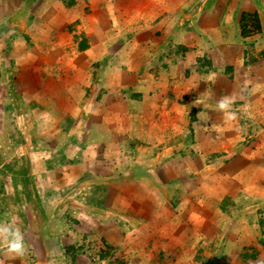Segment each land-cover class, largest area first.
I'll return each instance as SVG.
<instances>
[{
  "label": "crops",
  "instance_id": "1",
  "mask_svg": "<svg viewBox=\"0 0 264 264\" xmlns=\"http://www.w3.org/2000/svg\"><path fill=\"white\" fill-rule=\"evenodd\" d=\"M178 1L0 0V39L8 46L5 50L0 46V53H9V57L0 56V134L5 132V119L9 115L13 116L14 121L17 118L18 115L15 111L18 107L17 102L24 106V111L28 109L27 120L32 128L38 129L37 127L40 126L39 129L48 130L49 135L44 137L45 141L43 140L45 155L53 151V155L55 152L56 157H60L61 161L57 159L56 164V168H59L60 172L56 175L62 181L58 187L52 185L51 182L46 183L45 178L41 179L44 190L47 191L45 192L47 197L54 198L58 191L60 195L66 192V196H68L69 190V196L75 199L73 191L85 187L92 188L96 192L93 199L106 195L107 206L98 204V198L87 205L93 209V216H99L101 212L115 213L114 217H111L112 220L104 221L100 216L102 221L99 219L95 224L98 223L99 227L96 231L100 233L101 238L105 239L104 243L109 248L105 254V256L108 255L107 260L114 258L113 260L117 261L121 253L120 250H127L132 258L135 256L134 260L130 259L128 263L121 264H132L131 262L143 264L144 255H151L154 253V249H159V255L157 254L156 257L158 260L159 256L163 255L162 264H202L201 259L205 257L206 248L204 245L207 240L205 235L203 233L194 235L190 230L185 231L184 229V225H188L186 220L190 218L186 216V213L189 212L192 217L197 215V212L193 210L195 203L191 202L192 199L189 195H187L189 198L185 200L183 207L178 206L177 202L180 201L178 195L175 198L176 202L174 199L172 204L163 201L158 192L161 186L152 182V176L157 180L162 178L166 183H173L175 180L179 182L181 172H178V168L157 173L158 178H156L155 173L150 174L151 171L144 167L142 173H145V176L138 173L135 176H129L131 181L121 179L125 192L119 194L118 188L111 185L114 181H106L113 178L114 173L98 179L95 177L97 181L94 182L92 172V165L96 167L100 163L99 157H106L105 160L108 163H117L122 158L120 153H117L120 143L118 144L115 140L118 132L129 133L130 139H128L127 145L130 148L136 145L134 143L137 140V135L131 137L130 133L134 134L138 129H147V127L140 128V125L143 119L153 113V109L149 106L156 107L155 101L167 100L166 96L155 98L152 94L153 88L149 87L148 90H145L144 84L152 85L157 81L153 80V75L150 77L142 75L145 71L144 63L140 60L142 55L138 53L139 59L137 60L135 53L143 51L145 54V51L161 48L164 31L160 30L168 29L169 26L171 29L167 34L170 36L169 41L171 42V36L174 37L178 31V28L175 27L178 25L177 21L181 24L178 20L181 13L176 10ZM23 5L27 7L26 14H20ZM261 14H264V9ZM198 16L200 19L198 32L212 28L207 25L209 23L208 15L200 14ZM160 17L163 21L157 23ZM220 20L221 17L217 18L213 25L218 37L224 35L223 31L218 29ZM166 25L168 26L166 27ZM220 28L223 30L221 25ZM214 30L209 33L208 37H211L210 40L214 39L215 42ZM159 33V38L155 39L154 36ZM19 35H22L26 42L22 44L18 39ZM150 39L156 43L155 47H149L151 46ZM262 52L264 53V50ZM261 57L255 54L253 69L249 67V73L245 74L252 79L253 83H256L259 93L264 89V62H261ZM117 58L118 62L112 61ZM208 58L210 59V57ZM4 61L6 64L3 63ZM227 64L232 67L230 63L227 62ZM7 65L10 67L7 68ZM214 66V72L206 70L202 72L200 79L192 81L189 78L187 82L185 81L188 87L185 91H181L182 94H186L184 97L186 102L191 98L187 95L191 85H198V89L203 90L204 96L205 94L207 96L205 100L209 101L213 100L214 94L219 95V98H216L220 99L218 101L225 97L230 100L233 93L226 89L227 83L230 81H237L236 87L242 88L240 85L243 83L239 80L242 78L240 73L234 70L233 77L230 79L233 67L232 69L219 68L216 67L217 63H214ZM219 71H221L220 87L216 91L211 85L213 82L217 84L218 77H211V75L212 73L217 75ZM9 84L12 85V89L14 85L17 93V96L13 95L12 101L7 97V94H10L8 93ZM146 92H151V95H146ZM244 94L245 90L242 91V97ZM180 98L181 94L173 93L172 110L179 112L185 110L184 105L179 101ZM193 98L196 97L193 96ZM189 104L191 103L189 102ZM193 106L195 107V105ZM161 107L164 109L165 106L161 105ZM194 107L191 108L194 110L192 115L198 118L204 110H206V114L210 113L213 106H204L200 109H194ZM220 111L217 109L215 113ZM160 124L159 131L165 133L164 124ZM151 130L152 128H148L144 131L150 132ZM3 140L4 135L0 137V153L2 152L1 148L5 147L1 142ZM221 150L224 151V149ZM126 152L129 151L125 150L124 153L126 154ZM131 152L133 153V151ZM109 154L111 157L108 158ZM128 158L131 166L125 167L124 165L125 168H122L121 174L131 172L132 166L137 168L136 165H133L136 162L135 156H128ZM158 158L159 155L156 159ZM256 158H258V154L254 155V160L258 161ZM140 162H142L141 159ZM165 167V165L161 166L162 169ZM70 170L73 171V174ZM40 176L43 175H37L38 180ZM64 176H70V178ZM146 178L151 179L149 182L152 185L148 184ZM211 179L212 177L208 174L205 179V187L202 188L203 191L198 189L199 192H203L199 197L202 211L208 210L209 203L215 202L219 204L220 208H226L227 201L232 202L233 200V195L228 190L223 187L219 189L216 184L211 185ZM122 180L124 181L122 182ZM39 189L41 190V187ZM176 189L180 190L179 187ZM171 190L174 188L172 187ZM175 190L171 195L173 192L176 194ZM87 194L90 196L92 191H87L86 196ZM188 194H190V190ZM86 196L84 199L87 202ZM121 196H125V199L120 200ZM72 199H66L63 203L64 207L58 210L60 215H62V211L72 210L74 212V209L81 208L77 204V200ZM88 206L85 207L88 208ZM118 211L119 214L124 215L123 219ZM3 212L4 206L0 203V227L15 230L13 225H9L10 219L5 218ZM118 215L123 220L120 225L116 220L113 221V218L119 220ZM126 222L127 224H123ZM198 222L201 224L200 220L192 223L195 226ZM240 233L241 231L236 230L235 238L237 239L233 238L236 241V246L231 248L232 252L235 251L234 259H237L241 249L239 246L241 241L237 237ZM9 238L6 234H0V264H21V258L25 256L9 252L7 245L3 242ZM25 239V242L30 245L28 237ZM66 242L69 243L70 240L68 241L67 238ZM250 242L255 241L250 240ZM200 243L201 247L199 248L198 244ZM119 244L122 247H119ZM147 244L156 245L157 248L152 247L148 251L144 249ZM228 245L230 242L227 240L220 250L221 255L228 253ZM29 248L33 250V254H36L35 248ZM29 248L24 246L25 251ZM161 250L163 254H161ZM208 253L210 254V252ZM242 255L254 258L247 254ZM26 258L30 257L26 255ZM224 258L217 260L216 264L231 263L228 262V257ZM258 258H264V253L261 252ZM239 263L237 260L236 264Z\"/></svg>",
  "mask_w": 264,
  "mask_h": 264
},
{
  "label": "rangeland",
  "instance_id": "2",
  "mask_svg": "<svg viewBox=\"0 0 264 264\" xmlns=\"http://www.w3.org/2000/svg\"><path fill=\"white\" fill-rule=\"evenodd\" d=\"M24 5L20 9V14H26L28 11ZM263 9L264 0H179L176 10L181 13L178 16L181 24L177 21L179 26L175 25V27L178 28V31L174 37L171 36V42L169 41L170 36L167 34L171 28L166 25L168 29L160 30L164 31L161 48H153L145 51V54L143 51L135 53L137 60L139 59L138 53L142 55L140 60L144 63L145 70L142 75L146 77L153 75V80L157 81L152 85L144 84L145 90H148L149 87L153 88L152 94L155 98H164V96L167 98V100H154L156 107L149 106L153 109V113L143 119L140 125V128L147 127L152 130L146 132L144 130L147 129H138L134 134L130 133L131 137L137 135V140L134 143L136 145L131 148L127 145L128 139H130L129 133L118 132L115 139L118 144L120 143L117 153H120L122 158L117 163H108L105 160L106 157L102 156L99 157L98 166L92 165L94 182L95 177L98 179L114 173L115 176L106 181H114L111 185L118 188V194L125 192L121 179L131 181L130 178L138 173L145 176V173H142L144 167L151 171L150 174L155 173L156 178H158L157 173L178 168V172H181L179 182L175 180L173 183H166L162 178L153 179V176L152 182L161 186L158 192L163 201L172 204V200L178 195L180 198V201L177 202L178 206L183 207L189 196L192 199L191 202L195 203L193 210L197 212V215L192 217L189 212L186 213V216L190 218L186 220L188 225H184V229L185 231L190 230L194 235L203 233L207 238L204 245L206 248L205 257L201 259L202 264H216L217 260L219 261L225 256L229 258L230 264H236L237 260L240 262L239 264H264V258H258L261 252L264 253V89L259 93L256 83H253L252 79L245 75L249 73V67L253 69L255 54L260 57L264 56L262 52L264 50V14H261ZM242 11L256 12L260 16H258L261 21L260 27L250 31L248 35H243L241 32L239 18ZM197 14L208 15L209 23L207 25L212 28L198 32L200 19ZM219 17L221 20L218 23V29L223 31L222 37H218L217 31L213 27ZM162 21L163 19L160 17L157 23ZM220 25L223 30H220ZM213 30L215 42L213 37V40L208 37ZM159 36L160 33L154 38H159ZM18 39L22 44L26 42L22 35H19ZM6 44L0 39V46L3 50L8 47ZM149 44L151 45L149 47H155L156 43L150 39ZM0 56L9 57V53L3 52L0 53ZM261 58V62H264V57ZM112 61L118 62V58ZM227 62L233 67L230 79L235 70L240 73L242 78L239 80L243 83L240 85L242 88L236 87L237 81L227 83L226 89L233 93L229 100L232 103L228 109L215 113L217 109L220 110L218 107L220 99H216L219 98V95L213 93V100H205L207 96L206 94L204 96L203 90L198 89V85L190 86V92L187 95L191 98L186 102L184 98L186 94H182V91L188 87L186 82L189 78V80L195 81L194 79H200L202 72L206 70L214 72V63L218 64L216 67L232 69ZM3 63L6 64L5 61ZM204 66L207 68H203ZM8 67L10 65H7ZM220 76L221 71L217 75L212 73L211 77H218L217 84L213 82L211 85L213 90L218 91ZM244 90L245 94L242 97ZM174 92L181 94L179 101L184 105V111L181 109L180 112L172 110L171 102ZM195 92L197 94H194ZM8 93H10L7 94L10 101H12L13 95L17 96L14 85L13 89L12 85H8ZM146 95H151V92H146ZM193 96L196 98L194 99ZM17 103L18 107L15 110L17 118L14 121L13 116L9 115L5 119V132L0 134V137L4 135V140L1 142L5 146L1 148L2 152L0 153V203L4 206L2 214L5 218L10 219L9 225L19 228L23 234L24 246L36 249V254H33V250L30 248L24 250L25 257L21 258L20 263L121 264L128 263L130 259L134 260L135 256L132 258L127 250H120L121 253L119 257L117 256V261H114V258L107 260L108 255L105 256L109 248L104 243L105 239L101 238L100 233L96 231L99 226L98 223H95L101 219L100 216L104 221L112 220L111 217L115 213L101 212L99 216H93V209L87 204L98 198V204L107 206L106 195L93 199L96 192L92 188L85 187L73 191L75 199L69 196V190L68 196H66V192L60 195L58 191L54 198L47 197L45 193L47 191L44 190L41 179L45 178L46 183L51 182L52 185L60 187L62 180L56 175L60 172V169L56 168V164L57 159L61 160L60 157H56L55 152L53 155V151L48 152L47 156L45 155L43 140L45 141L44 137L49 135L48 130L39 129L40 126L37 127L38 129L32 128L27 120L28 109L24 111V106L20 102ZM161 105L165 106L164 109ZM204 106H213L212 109L210 108L211 112L206 114V110H204L198 118L192 115L194 112L191 110L192 107L200 109ZM226 112L234 113L235 118L228 119ZM32 118L34 117L32 116ZM160 123L164 124L165 133L159 131ZM136 124L138 125L137 122ZM125 150L129 152L125 154ZM254 152L255 154H253ZM257 154L258 161L254 160V155ZM126 155L135 156L136 162L133 165H136L137 168L132 166L131 172L121 174L122 168L131 166L128 156L124 158ZM158 155L159 158L156 159ZM107 157H111V154ZM140 159L142 162L139 163ZM163 165L166 166L164 169L161 168ZM70 172L73 174L72 170ZM74 172L76 173V171ZM208 174L212 177L211 185L216 184L219 189L223 187L233 195L232 202L227 201L226 208H220L219 204L212 202L209 203L207 211L201 210L199 197L203 192H199L198 189L203 191L202 188L205 187V179ZM37 175L43 176H40L38 180ZM70 176L64 177L69 179ZM150 180L146 178V181ZM148 184L152 185L150 182ZM129 185L131 186V184ZM172 187L174 190L179 187L180 190L176 189V194L173 192L171 195L174 191L171 190ZM189 190L190 194H188ZM87 191H92V194L86 196ZM85 196L88 198L87 202L84 199ZM66 199L77 200V204L81 208L74 209V212L72 210L62 211V215H60L58 210L64 207L63 203ZM123 199L125 196H121L120 200ZM106 215L107 218L104 217ZM119 215L122 219L124 218L123 214ZM119 215V220L113 218V221L116 220L118 225L123 222ZM63 217L66 219L63 220ZM196 220H200L201 224L198 222L194 226L192 222ZM123 224H127V222ZM254 224L256 225L254 226ZM128 226H130L129 223ZM236 230L241 231L237 236L241 241V243L239 242L241 249L239 255L237 254V259H234L235 251L232 252L231 248L236 246V241L233 239ZM27 237L30 240V245L25 242ZM71 237L77 239V244L81 245L80 253L72 254V249L65 250V246L69 245L66 239L71 241ZM227 240L230 242L228 253L221 255L220 250ZM250 240L255 242H250ZM119 247H122L121 244ZM152 247L157 248L156 245L147 244L144 249L149 251ZM198 247H201V243L198 244ZM228 247L226 246V249ZM153 252L149 256L144 255L143 264H157V262L162 264L163 255L159 256V260L156 258L157 254L159 255V249H154ZM161 254H163L162 250ZM242 254L254 258L244 257ZM26 255L30 258H26ZM112 256L114 257L115 253ZM152 259L155 260L152 261ZM29 260L31 261L29 262Z\"/></svg>",
  "mask_w": 264,
  "mask_h": 264
},
{
  "label": "clouds",
  "instance_id": "3",
  "mask_svg": "<svg viewBox=\"0 0 264 264\" xmlns=\"http://www.w3.org/2000/svg\"><path fill=\"white\" fill-rule=\"evenodd\" d=\"M232 101H229L227 97L223 98L218 103V107L220 110H226L230 107ZM226 117L228 119H234V113H227ZM0 234H6L9 239L3 241L7 245V249L9 252L16 253L17 255L22 256L24 254V237L19 228H15V230H11L9 228L0 227Z\"/></svg>",
  "mask_w": 264,
  "mask_h": 264
},
{
  "label": "trees",
  "instance_id": "4",
  "mask_svg": "<svg viewBox=\"0 0 264 264\" xmlns=\"http://www.w3.org/2000/svg\"><path fill=\"white\" fill-rule=\"evenodd\" d=\"M239 23L241 27V32L243 35H248L250 31L256 30L260 27V19L258 17V14L256 12H249V11H242L240 18H239ZM209 62V61H208ZM66 217H63V220H65ZM74 238L71 237V241ZM69 242V245L65 246L66 251H70L72 249V254L75 253H80V248L81 245L77 244V239H74V241Z\"/></svg>",
  "mask_w": 264,
  "mask_h": 264
}]
</instances>
